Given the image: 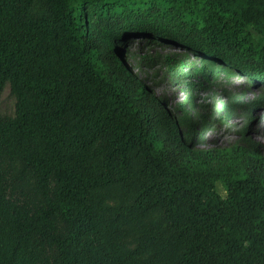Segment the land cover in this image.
<instances>
[{
	"label": "trees",
	"instance_id": "obj_1",
	"mask_svg": "<svg viewBox=\"0 0 264 264\" xmlns=\"http://www.w3.org/2000/svg\"><path fill=\"white\" fill-rule=\"evenodd\" d=\"M138 35L264 84V0H0V98L17 96L0 111V264H264V177L242 154H171L130 94L119 43ZM120 183L134 200L108 204Z\"/></svg>",
	"mask_w": 264,
	"mask_h": 264
},
{
	"label": "rangeland",
	"instance_id": "obj_2",
	"mask_svg": "<svg viewBox=\"0 0 264 264\" xmlns=\"http://www.w3.org/2000/svg\"><path fill=\"white\" fill-rule=\"evenodd\" d=\"M34 12L47 14L48 10L38 1ZM251 31L255 41L262 40L258 32ZM119 46L127 66L141 83L129 84L130 94L141 109L149 112L152 127L174 157L202 160L214 167L221 158L242 154L249 169L264 177L262 82H254L235 70L229 75L221 64L205 75L200 71V56L157 38L138 35ZM167 57L180 60L183 67L171 70ZM16 104L17 96L7 84L0 98V111L15 115ZM94 165L101 166V160ZM216 188L226 196L220 180ZM102 192L110 205L128 204L135 198L136 187L120 183Z\"/></svg>",
	"mask_w": 264,
	"mask_h": 264
}]
</instances>
